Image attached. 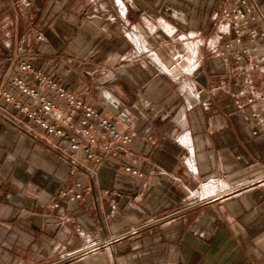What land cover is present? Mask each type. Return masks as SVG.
Wrapping results in <instances>:
<instances>
[{"label": "crops", "instance_id": "1", "mask_svg": "<svg viewBox=\"0 0 264 264\" xmlns=\"http://www.w3.org/2000/svg\"><path fill=\"white\" fill-rule=\"evenodd\" d=\"M118 1L0 0V86L25 61L132 134L75 158L0 99V264H264L259 44L206 45L238 0Z\"/></svg>", "mask_w": 264, "mask_h": 264}, {"label": "built area", "instance_id": "2", "mask_svg": "<svg viewBox=\"0 0 264 264\" xmlns=\"http://www.w3.org/2000/svg\"><path fill=\"white\" fill-rule=\"evenodd\" d=\"M116 3L119 14L123 15L122 4L118 0ZM228 37L232 40L230 41ZM251 44L254 46L259 44L256 48L261 52L260 60L264 64V19L253 0H238L228 12L223 14L218 24L216 38L207 42L206 45L210 52H216L222 48L220 55L224 62H228L233 56V46H239L241 54L235 53L234 58L235 61L240 62L243 54L249 51ZM16 66L17 73L8 75L0 86V99L10 104L18 115L26 117L37 125L45 132L47 138L56 139L62 147L71 151L75 158L85 155L90 161L100 162V156L93 149V146L98 144L97 133L108 136L112 142L101 145L102 152L110 153L114 144L131 143L130 132L118 128L117 123L109 117L100 116L92 106L83 103L78 96L67 92L62 85L43 71L22 60H19ZM9 89L17 94L14 95ZM46 90L54 91L56 99L64 101V104H56V100L46 95ZM255 100H259L264 109V93L248 97L246 103L250 104ZM0 111L5 113L1 108ZM76 111L82 113L77 117L79 128L72 123ZM16 116L11 119L20 122ZM63 121L67 127L62 126ZM111 154L117 155L116 152ZM122 172L134 179L143 178V174L129 164L122 166ZM75 186L80 185L75 183ZM81 197L80 193H76L71 200H78ZM78 253L75 252L72 256Z\"/></svg>", "mask_w": 264, "mask_h": 264}]
</instances>
